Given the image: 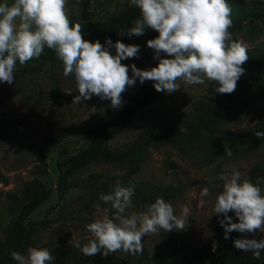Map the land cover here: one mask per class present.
Segmentation results:
<instances>
[{"label":"rangeland","instance_id":"obj_1","mask_svg":"<svg viewBox=\"0 0 264 264\" xmlns=\"http://www.w3.org/2000/svg\"><path fill=\"white\" fill-rule=\"evenodd\" d=\"M128 3L129 0H68L67 9L70 19L91 21L117 13ZM232 35L250 50L264 43V24L258 25L256 38L248 37L245 32ZM157 36L158 33L150 29H146L143 36H134L128 44L140 46L139 58L122 63L129 68L135 64L141 70L155 67L158 61L153 59L154 52L146 42ZM162 58L168 57L162 54ZM251 73V79L244 84V75L241 76L232 94H217L214 87L218 85L207 86V82L189 86L178 81L180 90L170 95L164 93L152 106L139 112L108 147L121 151L150 129L161 133L184 129L206 109L215 110L217 106L223 111L218 129L235 131L252 126L264 110V102L256 99L253 91L256 84L264 85L261 80L264 70L253 69ZM0 90L5 101V105L0 106V237L9 220L8 208L12 205L9 195L20 197L22 185L38 179L53 190V195L32 215L35 221L46 219L32 247H47L55 257L52 264L61 254L69 257L64 264H134V256L122 251L107 257L101 254L86 257L75 247L77 242L83 246L93 239L85 225L102 218L103 209L110 208L99 200V194L103 187L114 185L118 177L129 176V184L135 185L133 207L129 212L140 211L157 197L171 203L177 215L187 206L190 210L188 227L184 231H173L192 246L207 244L218 219L213 207L216 194L222 191L219 174L235 168L246 178L249 169L264 160V144L249 147L243 156L218 157L205 145L183 139L172 143L161 140L135 156L139 160L135 168L129 163L103 162L86 168L77 176V186L63 201H58L55 189L59 150L66 148L74 153L86 147L90 141L87 129L118 110L110 107V101L95 96L82 100L81 104H72L74 96L78 95L76 83L72 77H64L62 64L58 63L47 65L41 73L15 78L12 85L0 83ZM137 91L138 80L122 94L123 104ZM52 92L62 97L61 104L54 102ZM94 174L100 178L89 177ZM204 187L212 194L202 196ZM97 203L101 205L99 209ZM113 214L114 210L109 213ZM229 216L234 214L229 213ZM169 233L149 234L143 238L149 257L158 260L172 251ZM246 238L264 239V233L257 232L254 237Z\"/></svg>","mask_w":264,"mask_h":264},{"label":"clouds","instance_id":"obj_2","mask_svg":"<svg viewBox=\"0 0 264 264\" xmlns=\"http://www.w3.org/2000/svg\"><path fill=\"white\" fill-rule=\"evenodd\" d=\"M68 0H3L0 3V83L12 85L17 64L26 65L39 58L45 47L53 50L62 62L64 77H72L78 89L72 104L91 100L93 96L110 101V107L123 106L122 94L135 86L137 80L153 82L157 92L172 94L186 85H218L217 94H232L248 61V48L233 38L232 7L228 0H129V5L139 9L133 26L120 29L119 36L139 37L146 29L158 36L146 42L154 52L155 67L141 70L124 60L139 58L140 46L106 39L90 42L84 39L81 23L70 19ZM115 50L113 55L110 51ZM168 57V58H162ZM131 71V76H129ZM254 135L264 139V132ZM225 155H233L225 146ZM222 191L216 194L214 215L224 229V239L236 232L241 238L233 241L237 250L251 252L260 259L264 239L246 238L264 233V178L255 183L244 178L241 171L219 174ZM208 187L201 195H211ZM135 185L122 186L117 180L107 194L100 193L99 200L110 208L103 209V217L85 225L93 239L75 247L86 257L101 254L107 257L117 251L128 254L143 252V238L149 234L184 231L189 224L190 210L183 206L177 215L171 203L162 197L146 204L140 211L129 212L133 207ZM100 204L96 207L99 209ZM114 210L113 215L109 213ZM233 213L238 222H233ZM219 245L214 241L212 251ZM16 264H52L55 257L47 247H29L26 254L11 252Z\"/></svg>","mask_w":264,"mask_h":264},{"label":"trees","instance_id":"obj_3","mask_svg":"<svg viewBox=\"0 0 264 264\" xmlns=\"http://www.w3.org/2000/svg\"><path fill=\"white\" fill-rule=\"evenodd\" d=\"M232 7L233 26L232 33L245 32L250 38H256L259 24H264V2L259 0H228ZM139 9L125 4L122 10L114 14H109L103 19L85 21L81 19H71L73 23H81L83 26L84 39L104 44L106 39H111L113 43L120 40L128 44L132 38L127 35L119 36L120 29L127 30L132 27V22L139 17ZM115 54V50H110ZM248 61L243 65L245 69L242 83L251 79L253 69L264 70V43L248 50ZM62 64L58 60L53 50L45 47L39 58L29 61L24 66L17 64L15 78H22L26 75L41 73L49 64ZM264 84V78L261 79ZM242 84V85H243ZM254 97L264 102V85L256 84L253 87ZM164 92H157L153 87V82L145 81L140 84L138 81V91L128 98L122 108L114 115L105 120H100L87 129L90 137L88 145L74 153L66 148H61L56 158L57 184L55 196L58 201H63L66 194L77 186V176L86 168L96 163H129L132 168L139 164L135 157L146 147L153 143L165 140L175 142L183 139L188 143L205 145L209 151L218 157H228L225 155V146L229 147L233 153L231 157L243 156L251 146L264 144V139L254 135L255 132H264V110L261 111L256 122L248 127L235 131H223L218 129L221 122V113L218 108L206 109L204 113L184 127V129H174L167 133L155 132L150 129L141 134L130 146L121 151H112L108 143L117 135L123 133L132 123L133 118L142 110L152 106ZM54 102L61 104L62 97L57 92H52ZM5 101L0 90V106H4ZM92 179L100 178L99 175H90ZM257 177L264 178V160L252 166L246 178H250L253 183ZM122 186L129 185V176L118 177ZM108 185L102 188V192L107 194L111 191ZM260 187H264L261 184ZM53 195V190L46 188L38 179H31L22 185L20 197L16 194L9 195L12 205L9 206V220L5 226L3 236L0 237V264H16L11 258V252L17 251L22 254L27 253V249L34 244V238L46 225V219L35 221L32 215ZM218 219H223L219 217ZM218 219L215 222L211 241L202 246L196 247L180 238L179 234L172 231L168 239L172 244V251L156 260L148 256L145 248L141 254H135L134 264H264V250L260 259H254L251 252L237 250L233 241L241 238V234L232 232L229 239H224V229L219 225ZM233 222H238L235 216ZM216 242L219 247L216 252L212 251V244ZM67 254L57 257L54 264H64L68 261Z\"/></svg>","mask_w":264,"mask_h":264}]
</instances>
